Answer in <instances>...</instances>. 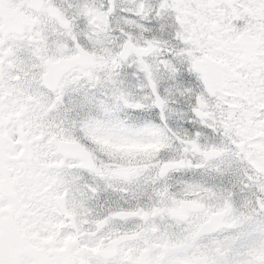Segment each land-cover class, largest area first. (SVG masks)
<instances>
[{
	"label": "snow or ice",
	"instance_id": "snow-or-ice-1",
	"mask_svg": "<svg viewBox=\"0 0 264 264\" xmlns=\"http://www.w3.org/2000/svg\"><path fill=\"white\" fill-rule=\"evenodd\" d=\"M0 264H264V0H0Z\"/></svg>",
	"mask_w": 264,
	"mask_h": 264
}]
</instances>
